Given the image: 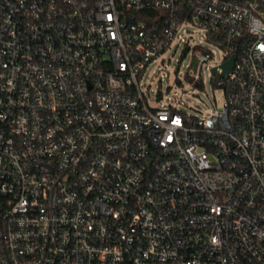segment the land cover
I'll return each instance as SVG.
<instances>
[{"label": "built area", "instance_id": "obj_1", "mask_svg": "<svg viewBox=\"0 0 264 264\" xmlns=\"http://www.w3.org/2000/svg\"><path fill=\"white\" fill-rule=\"evenodd\" d=\"M186 23L208 116L142 83ZM0 264H264V0H0Z\"/></svg>", "mask_w": 264, "mask_h": 264}, {"label": "rangeland", "instance_id": "obj_2", "mask_svg": "<svg viewBox=\"0 0 264 264\" xmlns=\"http://www.w3.org/2000/svg\"><path fill=\"white\" fill-rule=\"evenodd\" d=\"M202 43L213 49L214 59H220L222 50L203 37L201 30L193 23L180 27L170 47L151 62L142 77L143 85L157 103V94L165 100L173 99L187 114L208 116L222 107L223 90L216 85L218 76L213 75L208 64L204 65L198 85L191 82L197 72L193 65L194 52L187 46ZM160 105V103L158 102Z\"/></svg>", "mask_w": 264, "mask_h": 264}, {"label": "water", "instance_id": "obj_3", "mask_svg": "<svg viewBox=\"0 0 264 264\" xmlns=\"http://www.w3.org/2000/svg\"><path fill=\"white\" fill-rule=\"evenodd\" d=\"M234 59H235V56H233L230 60H228L227 62H225L223 64V69H224V72L225 73L228 69H230L231 67H233V63H234ZM216 71V68H213V72Z\"/></svg>", "mask_w": 264, "mask_h": 264}]
</instances>
